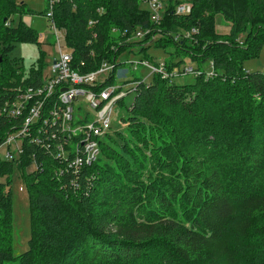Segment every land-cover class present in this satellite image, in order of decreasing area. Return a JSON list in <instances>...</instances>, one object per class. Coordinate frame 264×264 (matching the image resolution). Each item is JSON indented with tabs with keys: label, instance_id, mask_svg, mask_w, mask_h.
<instances>
[{
	"label": "trees",
	"instance_id": "16d2710c",
	"mask_svg": "<svg viewBox=\"0 0 264 264\" xmlns=\"http://www.w3.org/2000/svg\"><path fill=\"white\" fill-rule=\"evenodd\" d=\"M144 1L56 3L54 21L65 31L74 62H84L85 72L104 60L116 62L110 80L94 90L115 82L118 59L127 50L146 53L153 44L177 48L165 60L170 73L181 70L182 55H190L216 74L208 77L199 67L202 74L192 84L155 74L149 83L127 82H139L123 119L128 135L107 134L100 160L90 166L76 165L71 151L83 153L80 145L67 147L66 157L56 154L57 120L43 132L38 126V145L28 139L21 161L0 162V264L12 255L15 167L25 181L31 224L29 249L19 264H264V73L243 68L264 48V0H190L186 16L174 13L183 1L166 0L160 25L140 7ZM28 12L16 0H0V140L10 128L5 103L26 78L13 73L4 44L39 40L24 21ZM45 12L47 18L48 5ZM14 15L20 16L18 28L11 27ZM218 15L230 24L227 35L216 32ZM139 29L153 31L126 43ZM193 29L198 33L189 35ZM44 70H32L25 82L38 87ZM235 123L232 141L212 132L215 125ZM150 144L155 174L146 172ZM177 210L185 216L177 217Z\"/></svg>",
	"mask_w": 264,
	"mask_h": 264
},
{
	"label": "built area",
	"instance_id": "2783aa9c",
	"mask_svg": "<svg viewBox=\"0 0 264 264\" xmlns=\"http://www.w3.org/2000/svg\"><path fill=\"white\" fill-rule=\"evenodd\" d=\"M57 2L58 0H47V19L51 21L49 27L55 37L59 58L55 59L49 72L44 73L38 87L27 84L26 77L22 79L21 85L11 89L13 99H8L3 108L4 115L10 120V128L4 139L0 140V162L21 161L25 154V141L31 139V144H39V137L33 138L35 129L40 126V130L43 132L42 126L46 127L51 121L54 123V120H57L59 123L57 133L52 132V135L53 138L59 135L61 144L55 148L56 154L66 157L70 153L67 147L73 146L72 150H74L76 146L80 145L83 148V153L80 154L78 150L71 151L76 156V165L79 167L92 165L101 156L99 139L110 134L109 129L115 109L136 89V87L131 90L125 89L129 82L125 75L127 72L119 71L114 83L102 91L94 90L99 84L107 83L110 80L116 68V62L104 60L96 70L91 72H85L86 64L84 62L81 64L74 62L73 52L66 46L65 32L63 31L62 38L60 36L62 31L58 29L54 21V7ZM145 2L149 6L151 22L154 25H160L164 17L166 0H145ZM191 10V3L184 2L176 6L174 13L186 16ZM93 25L94 22L91 21L90 26ZM152 31V29H139L126 43L143 41L152 34ZM197 33L198 31L193 29L189 35ZM155 39L156 36H153V41ZM63 44H65V48ZM133 64L137 67L143 66L150 70V75H160L163 79L170 78L172 80L187 75L202 74L201 70L197 71L193 66L170 73L167 70L166 62L155 63L146 59ZM202 71L208 77L216 74L212 65L207 71ZM108 73L109 78L99 83V78ZM138 83L129 86H135ZM53 100L58 102L55 105L51 104ZM89 109L97 112V117L92 121H89ZM46 112L49 117H45ZM37 131V135H40V131L38 129Z\"/></svg>",
	"mask_w": 264,
	"mask_h": 264
},
{
	"label": "rangeland",
	"instance_id": "374dc122",
	"mask_svg": "<svg viewBox=\"0 0 264 264\" xmlns=\"http://www.w3.org/2000/svg\"><path fill=\"white\" fill-rule=\"evenodd\" d=\"M19 5L24 4V10L29 11L27 18L30 19V27L35 32V35L39 37L37 43L35 42H13L4 44V53L8 55L9 65L13 70L14 74H21L28 77L32 70H38L44 67V73L49 72V68L54 63L55 59L59 58L58 49L55 46L56 41L53 32L50 30L47 18H45V11L47 7V0H16ZM183 2H190V0H178ZM140 7L143 10L149 9L148 4L144 1L140 3ZM25 19V18H24ZM26 19V20H28ZM11 27L18 28L20 26V16L14 15L10 18ZM25 21V20H24ZM23 21V22H24ZM26 22V21H25ZM230 30V24L225 20L222 15L216 17V32L221 35H227ZM65 32V31H64ZM63 38V31L60 34ZM13 44V45H12ZM65 48V44H63ZM149 47V46H148ZM192 50V48H189ZM177 48L170 44L166 47L157 46L153 44L147 49L146 53H141L140 48H132L127 50L119 59L120 63L119 71L127 72L125 75L128 81H133L136 78L146 79L147 82H151L153 77L150 76V70L143 66H136L133 63L140 62L144 58H150L154 60L155 63L166 62L165 60L170 56L169 52L176 51ZM3 53V54H4ZM1 59V58H0ZM183 64L181 65V70L186 67L193 66L195 68L201 67L202 70L207 71L209 69V64L206 63L202 65L200 61L192 56L182 55ZM127 62H133L128 64ZM136 67V69H135ZM244 70L248 72H262L264 73V48L259 57L248 59L243 63ZM118 71V72H119ZM109 78V73L102 75L99 78V83L102 80ZM194 75H187L178 79H172L175 84H192L195 82ZM125 87L126 90H131L134 86ZM133 85V84H132ZM135 97L134 93H131L125 99V104L118 106L112 116L111 128L109 129L110 135H115L118 133L127 134V126L123 119L128 116L127 107L132 103ZM241 101L240 99L238 102ZM85 107V106H84ZM77 108V107H76ZM86 111V108H85ZM90 118L92 121L97 117V112L95 110L89 109ZM240 119V118H239ZM213 125V124H212ZM235 128H223L221 126H213L212 132L216 135L218 139L220 136H224L228 141H232L234 136H236ZM237 138V137H236ZM107 141V136H103L99 141ZM157 147L161 146V143L156 144ZM123 148L122 146H120ZM143 147V146H142ZM125 149V148H123ZM151 144L149 150L145 149V154L147 159L145 161L146 172H153L154 168L151 162ZM128 151L125 150V154L128 156ZM133 156V155H132ZM101 158V157H100ZM131 162V157H127ZM151 159V160H150ZM100 160V159H99ZM98 160V161H99ZM105 161V159H103ZM108 162V161H107ZM114 165L113 162H110ZM3 180H0L2 182ZM11 216H12V255L11 253L3 257L2 264H19V257L21 254L25 253L29 249V241L31 239V224H30V206H29V196L26 189L25 181L21 176L20 171L17 167L14 168L12 173V187H11ZM177 217L185 216L181 211L177 210ZM261 225H264V219L261 220ZM157 245H153L152 249L158 251ZM11 246H9V250ZM156 253V252H155ZM146 264V263H144Z\"/></svg>",
	"mask_w": 264,
	"mask_h": 264
},
{
	"label": "crops",
	"instance_id": "0c3cea01",
	"mask_svg": "<svg viewBox=\"0 0 264 264\" xmlns=\"http://www.w3.org/2000/svg\"><path fill=\"white\" fill-rule=\"evenodd\" d=\"M26 19H28L27 16L25 17L24 20L26 21V25H28L30 27V19H28V20H26Z\"/></svg>",
	"mask_w": 264,
	"mask_h": 264
}]
</instances>
